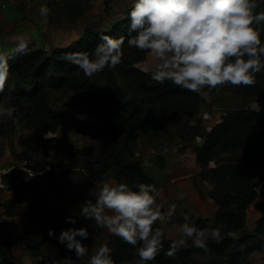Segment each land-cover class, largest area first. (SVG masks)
<instances>
[{
  "label": "trees",
  "instance_id": "1",
  "mask_svg": "<svg viewBox=\"0 0 264 264\" xmlns=\"http://www.w3.org/2000/svg\"><path fill=\"white\" fill-rule=\"evenodd\" d=\"M92 1L50 0L49 19L52 22H76ZM104 1L109 8L112 0ZM129 8L126 15L109 29L97 30L87 26L80 38L70 45L56 47L51 53L32 47L24 53H12L9 64L14 91L8 93L6 82L5 92L0 93V103L14 104L17 110L12 121L25 122L31 131V136L19 140L24 149L22 153L27 156L25 154L35 149L58 146L60 151L63 149V163L53 164L51 169L43 170L28 182L18 183L10 178L8 187L14 191L15 198L7 202L6 214L19 213L12 204L23 200L28 189L35 193L38 201H42L46 186L57 189L66 184L77 192L85 193L86 199L93 198L91 189L98 190L107 177H114L117 181L126 179L129 183L150 182L158 188L156 178L140 161L132 159L136 142L140 136L159 137L178 121H185L184 118L196 114L202 107L203 97L171 81L157 82L151 78L150 71L139 68L124 72L130 78L129 88L133 94L130 95L119 84L118 73H122L119 65L85 77L82 70L66 59L67 53L94 48L101 32L127 36ZM259 8H264V4L257 10ZM127 46L125 42L124 48ZM130 52L136 60L144 55V52ZM262 76L264 71L256 74L255 84L239 86L248 94L264 96V85L257 81ZM54 90L74 93L81 110L55 106L51 101ZM185 122L188 129L193 130L188 141L196 137L203 139V143L195 145L194 149L196 161L201 166L198 176L212 185L210 195L218 202L214 226L222 225L224 231L232 229L240 235L236 240L226 237L219 244L209 241L208 252L195 247L189 240L188 245L181 246L173 256L164 254L173 239L165 235L164 248L149 264H178L180 261L199 264L194 261L196 254L204 255L209 264H246L252 252L264 248V200L256 202L260 196L256 187L261 182L255 177L256 169L264 166V112L252 108L233 109L211 129L204 130L199 123L189 126ZM69 131L89 132L100 137L101 141H94L81 152L67 150ZM5 132L4 117H0V135ZM59 132L62 138L57 135ZM212 161L215 162L213 166L210 165ZM156 162L164 165L161 158H156ZM22 176L26 175L22 173ZM254 203L260 215L254 230L247 232L246 212ZM69 216L71 220L67 219ZM182 219L183 216L178 221L181 223ZM94 222L81 213V204L74 211L62 213L61 210L41 224L0 221V264H17L12 259L15 246L40 256L38 264H65V257H71L75 264H86L56 237L64 228L88 226L90 235L84 242L89 244L97 234ZM196 223L210 225L206 218L200 217ZM155 226L161 227L157 222ZM50 227L56 235H48ZM114 244L111 256L116 263L133 257L135 248L121 237L114 235Z\"/></svg>",
  "mask_w": 264,
  "mask_h": 264
},
{
  "label": "clouds",
  "instance_id": "2",
  "mask_svg": "<svg viewBox=\"0 0 264 264\" xmlns=\"http://www.w3.org/2000/svg\"><path fill=\"white\" fill-rule=\"evenodd\" d=\"M261 4L264 0H131L127 36L101 32L94 48L67 53L66 59L90 77L120 64L126 42L130 47L147 50L153 80L171 81L207 98L209 91L218 86L253 85L256 74L264 71V8L257 10ZM50 11L46 3H41V16L46 17ZM29 44L30 38L21 34L13 52L24 53L30 50ZM45 50H49L47 45ZM11 55L0 48V93L5 92L6 82L8 93L14 91L10 82ZM247 107L258 112L261 106L255 98ZM16 110L12 103H0V117H11ZM91 194L93 198L81 203V213L132 245L138 256L136 264L154 260L164 248L165 239L164 229L155 226L156 222L162 214L171 218L177 205L168 203L167 212L162 213L164 202L158 199L159 189L143 181L109 180L98 190L91 189ZM198 216L183 213L179 236L170 241L165 255L173 256L189 240L208 252L209 241L219 244L226 237L239 238L237 231H224L222 225H198ZM48 235H56L53 228L48 229ZM89 235L88 226L67 227L56 238L80 258L89 252L84 242ZM111 251L107 241L101 242L88 264H116ZM71 260L65 257V264H71Z\"/></svg>",
  "mask_w": 264,
  "mask_h": 264
},
{
  "label": "rangeland",
  "instance_id": "3",
  "mask_svg": "<svg viewBox=\"0 0 264 264\" xmlns=\"http://www.w3.org/2000/svg\"><path fill=\"white\" fill-rule=\"evenodd\" d=\"M19 1V0H15ZM27 1V0H26ZM30 2H33L34 0H29ZM114 6H117V10L125 9L128 4L129 0H114ZM2 3L0 6L2 8H5L2 6L4 2L11 3V0H2ZM94 2L96 0H93L85 13L88 15L93 13L90 22L88 26H93L94 28H102L104 27V17L106 14L109 13L108 8H103V5L96 4L94 5ZM100 3V2H99ZM19 5H22V2L19 3ZM104 12V13H103ZM84 13V14H85ZM144 52L143 57L140 60H136L135 56L130 52ZM122 69V73H118L119 78V84L123 88V90L128 93H131L130 95H133L130 88H129V76L125 73H128L133 68H139L143 71H150L151 69V62L147 57V51L140 50L135 47L127 46L124 48V56L122 57L121 63L118 64ZM125 72V73H124ZM259 83L264 85V76L257 79ZM207 87V86H205ZM52 103H54L55 106H70L73 107L76 110H81V105L78 100V98L75 96L72 92H64L63 90H54L51 95ZM255 98L258 100L259 104L264 100V96L261 94H248L244 89H242L239 85H231L226 84L223 86H218L216 89H212L209 91L208 97H203V111L206 112H213L214 110H219L223 112H228L233 109L237 108H248L247 106L251 104ZM260 111L262 112V107H260ZM264 109V108H263ZM224 113V114H225ZM223 114V115H224ZM193 116V115H192ZM197 118V117H196ZM193 119V118H192ZM190 117H186L184 119L188 122L191 121ZM4 121L6 124V132L4 137L5 140L2 139L4 143H7L10 145V148L12 150H16L15 147H19L20 145V138L25 137L27 135H30L31 132L28 128L25 127V124L22 122H14L12 121V116H4ZM185 121H178L175 125H173L172 129L170 131L163 132L159 137L151 138L149 136H140L138 138V141L136 142V147L134 151V155L132 156V159L140 161L146 168V170L153 175L157 182L158 187L160 188H167L165 184L168 183V181L175 177L178 178L182 175H184L181 178H184L186 174H193V172H197L200 170L201 166L197 161H194L191 154L192 150L190 149H184L187 146V142L184 143L185 147L182 148L179 145L178 141V134L180 133L184 140L188 141V138L192 134L193 130L188 129V127L185 125ZM203 124L201 129L204 130L206 126V122L202 120ZM200 125V124H199ZM57 135L62 138L63 135L61 132L57 133ZM94 141H101V138L98 136H94L87 133L82 132H73L69 131L66 136V145L65 148L67 150H79V152L83 151L84 149L88 148ZM51 147V148H41L38 150H32L29 153L25 154L27 156H31L34 160V163L36 164V167L39 168L41 171L43 170H49L51 169V166L53 164H61L63 163L60 147ZM171 147V148H170ZM168 148V150H166ZM170 148V149H169ZM178 148L180 151H178ZM23 147L20 145L19 151H17L18 155L17 158L24 156ZM166 156H168V159H166ZM156 158H161L164 162L163 166H160L156 162ZM170 159V161H168ZM167 163V164H166ZM215 162L212 161L210 165L213 166ZM57 170H60V168H57ZM42 173V172H41ZM264 175V166L259 167L255 171V177L257 180H260L261 177ZM30 179H27V182ZM262 180H260L261 182ZM30 190V189H28ZM53 190V191H52ZM264 192L261 189V193ZM49 195H48V194ZM53 194V196H52ZM165 195V193L163 194ZM189 195L193 197V193H188L187 191L182 196L189 197ZM261 195V194H260ZM52 197L55 196L57 200H62L61 203H58L59 201H52ZM184 197V198H185ZM191 197V198H192ZM26 199V196L25 198ZM30 201V196H29ZM158 199L163 202V197L159 196ZM188 199V198H187ZM64 200V201H63ZM86 200V194L77 192L73 187L69 185H64L63 187L57 188V189H51L49 186H46L44 199L42 201H38L37 197L35 195V198L33 197V203L32 205H26L22 206V200L20 202H14L12 205L16 206V210L23 214V222L25 225H32V224H41L44 223L50 216L60 212L63 209L65 210L66 207L69 206V211H73L74 208H77L79 204H81L83 201ZM181 200L182 197H179L178 204L173 216L171 218H167L165 215L162 214V216L157 220V223L161 222L162 227L165 228V235L167 237L176 239L179 236L178 232V226L173 227V222H178L179 217L183 216V213L189 212L190 214L194 213L195 211L201 210L198 209L196 204H193L191 206H187L185 203L184 207L181 206ZM10 201V200H8ZM7 202L5 203L6 206ZM10 204V203H8ZM182 207V208H181ZM164 208V207H163ZM30 210V212H28ZM179 210V211H177ZM26 212V213H25ZM64 213V212H63ZM162 213H166L164 209H162ZM208 220V218H207ZM160 224V223H159ZM211 226L215 225V221H211L209 223ZM93 227L97 230V234L94 235L92 241L88 244L89 246V252L84 256L80 257V261L85 262L88 264V258L94 253L95 248L104 241H107L109 243V246L114 248V235L109 233L106 228H101L100 226L96 225V223H93ZM172 236V237H171ZM135 249L132 252L133 257L128 260H123L116 264H136V261L138 260V257L135 254ZM112 253V251H111ZM110 253V254H111ZM39 258H41L38 255H35L29 251H26L24 248L20 246H16L13 249L12 259L17 264H38ZM206 257L204 255L198 254L194 256V261L201 264H209L206 262ZM27 259L28 261L27 263ZM71 264H75V260H71ZM178 264H195L193 261H180Z\"/></svg>",
  "mask_w": 264,
  "mask_h": 264
},
{
  "label": "crops",
  "instance_id": "4",
  "mask_svg": "<svg viewBox=\"0 0 264 264\" xmlns=\"http://www.w3.org/2000/svg\"><path fill=\"white\" fill-rule=\"evenodd\" d=\"M1 1L2 0H0V4L2 3ZM11 1L12 2L6 5L5 8H2L0 6V48H3L5 51H8L10 53H13V48L16 39L21 34H24L25 36L30 38L29 47L40 48L45 50V45H47L49 49L48 51L45 50L47 53H51L56 47L70 45L71 43H73L75 40H77L82 36L85 28L88 26L90 19L93 15V13L88 15L87 12L82 17H80L76 22H69V21L52 22L50 21L48 15L45 17V16H41L39 13V7L41 3H46L48 6V2L50 0H34L33 2H30L29 0L27 1L19 0L16 2L15 0H11ZM20 2H22V5H19ZM114 3L115 1L112 0L108 8L109 10H107L109 11V13L106 14V16L104 17V23H103L104 30L109 29L116 20L123 18L126 15L127 9L131 6V0H129V4L125 9L117 10L116 9L117 6H114ZM96 4L103 5V8L106 11L107 6L104 0H96V2H94V5ZM95 29L102 30V28H95ZM203 110L204 108L202 105L201 109L196 114L190 116V119L193 118L191 121H189L190 125L199 123L200 126L202 127L203 124L202 120H204L207 126L205 127V129H211L212 126H214L216 123L222 120L223 114L225 113L217 109L214 110L213 112L211 111L206 112ZM22 123L25 124V122ZM25 127L28 128L26 125ZM4 135L3 134L0 135V168L7 164L13 163L19 158V157L17 158L16 156L18 155L17 151H19L20 145L19 147H15L16 150H12L9 144L4 143L2 141V139L3 140L6 139V138H1L4 137ZM180 135L181 134L179 133L177 136L180 147L184 148L185 145L182 142L184 141L187 142L186 143L187 146L184 149L192 150L191 156L193 160L196 161V152L194 146L201 145L203 143V139L196 137L193 141H186ZM29 136H31V134L25 137H29ZM166 150H168V148H166ZM178 151H180L179 148ZM166 159H168V156H166ZM168 161H170V159ZM198 171L193 172V174L190 173L186 174L184 178H181L184 175L176 179L175 177H172L168 181V183L165 184L167 188L164 189L158 187L160 192L159 196L163 197L164 208L162 209H164V211L167 212L168 203L174 202L175 204H178L177 200H179V197H181L180 196L181 193L185 194L186 191L188 193H193V197L192 195L191 196L189 195V197L184 196L185 198L182 196L181 206L184 207L185 203L187 204V206L196 204L198 209L201 208V210L200 212L195 211L192 214L198 213L199 214L198 217L206 218V219L208 218V223H210L211 221L216 220L218 202L214 197L210 195L212 185L208 181L198 176ZM27 179L29 178L27 176L25 177L22 176L21 172H14L11 176V181L13 180L18 183L27 182ZM109 180H117V179H115L114 177H107L106 179H104L103 182ZM260 180H262L260 183V188L264 191V175L261 177ZM164 193L165 195H163ZM260 194L261 195L259 196L256 202L264 200V192L262 193L260 192ZM29 196L31 198L30 201L28 199ZM52 196L51 198L53 202L55 201H59L58 203L62 202V200H57L55 196L54 197ZM33 197L35 198V193L31 192L30 190H27L26 199L22 200L21 205L24 207L26 205L34 204ZM13 198H15V193L11 189V187L0 189V221L14 220L22 225H25L24 223H22L23 222L22 218L24 216L23 214L21 215V213H14L8 215L5 212L6 210L5 203ZM69 209H70L69 206L66 207L65 210L63 209L62 213L69 211ZM75 209L76 208H74L73 211ZM28 212H30V210H28ZM246 214H247L246 231L252 232L256 226V221L260 215V211L256 207V203L249 206ZM159 223L161 225V222ZM172 224L173 227L176 226L179 227L180 223L178 224V222H173ZM162 228L165 231V228L164 227ZM28 261L29 260L27 259V263ZM246 264H264V248L263 250H256L252 252L248 257Z\"/></svg>",
  "mask_w": 264,
  "mask_h": 264
},
{
  "label": "built area",
  "instance_id": "5",
  "mask_svg": "<svg viewBox=\"0 0 264 264\" xmlns=\"http://www.w3.org/2000/svg\"><path fill=\"white\" fill-rule=\"evenodd\" d=\"M6 5V2L2 4L3 7H5ZM260 106L262 107V112H264V100L260 103ZM18 171L24 173L29 178L36 177L42 172L39 168L36 167V164L34 163V160L31 156L20 157L13 163L7 164L0 168V189L7 188L12 174ZM256 190L260 194V186H257Z\"/></svg>",
  "mask_w": 264,
  "mask_h": 264
}]
</instances>
